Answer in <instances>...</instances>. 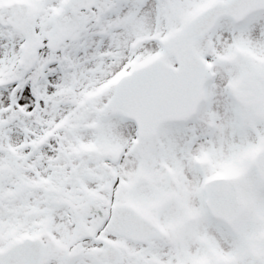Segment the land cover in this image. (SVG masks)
<instances>
[{
	"label": "snow or ice",
	"instance_id": "6c2138e0",
	"mask_svg": "<svg viewBox=\"0 0 264 264\" xmlns=\"http://www.w3.org/2000/svg\"><path fill=\"white\" fill-rule=\"evenodd\" d=\"M0 264H264V0H0Z\"/></svg>",
	"mask_w": 264,
	"mask_h": 264
}]
</instances>
